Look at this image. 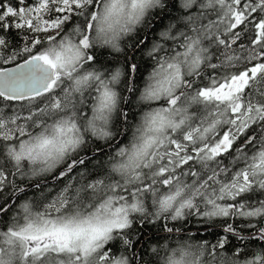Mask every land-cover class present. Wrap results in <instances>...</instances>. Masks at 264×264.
<instances>
[{
    "label": "snow or ice",
    "instance_id": "1",
    "mask_svg": "<svg viewBox=\"0 0 264 264\" xmlns=\"http://www.w3.org/2000/svg\"><path fill=\"white\" fill-rule=\"evenodd\" d=\"M126 48L152 61L142 88ZM5 190L0 264H264V0H0ZM193 219L223 234L145 247Z\"/></svg>",
    "mask_w": 264,
    "mask_h": 264
},
{
    "label": "trees",
    "instance_id": "2",
    "mask_svg": "<svg viewBox=\"0 0 264 264\" xmlns=\"http://www.w3.org/2000/svg\"><path fill=\"white\" fill-rule=\"evenodd\" d=\"M29 2H31V0H29ZM11 3H13V5H15V0H11ZM173 15H179V13L173 12ZM163 22L165 24L170 23V22L175 23V21H170L167 18L164 19ZM141 35H142V33H141ZM152 38L153 39L156 38L155 33H153ZM127 42L129 44H135V39L128 38ZM144 51H146V49ZM115 55H118L120 57L121 64L124 61L125 55H127L130 58H134L133 62H135L138 65V72L135 74V84L138 88H142L146 77L148 76L149 72L152 69V61L146 55L142 56V52L135 50L134 48H132V49L126 48L124 52L117 53ZM105 58L106 59H114V56L106 54ZM2 66L6 67L8 65H2ZM124 96L127 97L128 100L131 101L130 104H125L123 106H124L125 110L129 111V113H130L128 125L132 126L139 119L140 109L142 106L136 102V97L133 94H131L129 92H124ZM85 111H87V109H85ZM133 114H135V115H133ZM128 136L129 137L131 136V132L128 133ZM121 139L123 140V137ZM115 146L116 145H113V148ZM85 154H90V153H88V152H82L81 153V155H85ZM96 163H97V160H93L92 163L88 165V170L89 171L94 170L92 168V165L96 164ZM52 175H55V173L48 174L46 177H35V178H32L31 180H28L26 183H21L20 186L26 188L27 191L24 193L18 194V199L15 200V205H19L26 198L27 199H33L34 201L39 203L41 200V192H45V194L48 196V198L55 195L56 192L60 188L63 187V184L66 182V180L55 181L51 178ZM37 181H39L41 183V189L40 190H37V189L31 187V184L35 183ZM17 183H20L19 178H17ZM47 189H51L52 191L49 193V192H47ZM9 197H10V192L8 190H5L4 196L2 198H0V203H3L4 199H8ZM17 210H18L17 207L14 206L12 211H10L8 213V215H0V229H2L6 224L11 222L13 213H15ZM176 226L180 227V224H177ZM205 228H208V230L205 231ZM184 230L186 233H192L194 235H191V236L181 235L179 237L173 235V236L168 237L167 241L161 239L159 241V243H157L155 238L148 239V236L151 235V230H149L148 233H146L144 235V239L148 240V244L145 245V247L147 248L151 245H156L159 247L160 245L167 243L170 248H175L177 246V241H179V242L187 241L188 243L193 244V245H196L198 242L204 241V240H207L210 242H215V240L217 239V234H221V235L223 234L221 231V228L219 227L218 221H214L213 226L208 227V225H204L202 222H199V221L193 219V220H190L186 225H184ZM162 235H164V234H162ZM235 243H236V241L233 239L232 244H235ZM245 243L248 245V247L246 249V252L248 254H251L255 251H258L261 247H264V242H261V241H257L255 243L245 241ZM193 251H195V248H193ZM161 254H163V252ZM231 254H232L231 251L227 252V255L230 256ZM150 258H151L150 256L144 257L145 260H149ZM205 258H207V257H205Z\"/></svg>",
    "mask_w": 264,
    "mask_h": 264
},
{
    "label": "water",
    "instance_id": "3",
    "mask_svg": "<svg viewBox=\"0 0 264 264\" xmlns=\"http://www.w3.org/2000/svg\"><path fill=\"white\" fill-rule=\"evenodd\" d=\"M14 65H8V66H6V67H13Z\"/></svg>",
    "mask_w": 264,
    "mask_h": 264
}]
</instances>
